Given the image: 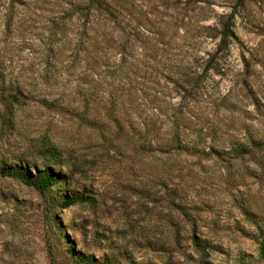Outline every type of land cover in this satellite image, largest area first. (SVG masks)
Segmentation results:
<instances>
[{
    "label": "rangeland",
    "instance_id": "rangeland-1",
    "mask_svg": "<svg viewBox=\"0 0 264 264\" xmlns=\"http://www.w3.org/2000/svg\"><path fill=\"white\" fill-rule=\"evenodd\" d=\"M234 1L122 0L126 33H139L95 65L76 49L72 7L86 0H0V75L22 95L0 121V164L40 168L51 147L66 177L48 208L0 176V264H76L67 249L92 264H255L264 172L231 151L264 149V0H242L236 40L192 82L216 43L207 28ZM78 91L91 94L95 126L64 112H80ZM111 98L124 135L102 109ZM134 133L148 134L150 152L133 148ZM175 134L185 148L160 147ZM62 196L83 202L61 209Z\"/></svg>",
    "mask_w": 264,
    "mask_h": 264
},
{
    "label": "trees",
    "instance_id": "trees-1",
    "mask_svg": "<svg viewBox=\"0 0 264 264\" xmlns=\"http://www.w3.org/2000/svg\"><path fill=\"white\" fill-rule=\"evenodd\" d=\"M241 3L242 0H235L230 12L217 20L216 27L207 28L213 33L211 38H215L216 43L212 51L206 53L205 58L201 60L200 65H198L200 69L199 75L192 79V82H201L207 74L215 73L220 65V59L227 54L229 47L236 40L232 31L233 22ZM72 10V13H77L79 20H81V23L79 24L80 31L78 42L76 43V49L78 47V52L82 54L87 52L88 55L86 56H89L90 54V58L94 56L93 64L95 65L101 56L105 55L108 49L115 47L117 48L118 54L122 53L125 48L123 44L125 39L133 40L139 33L137 25L135 24H133L126 33L125 23L123 22V15L126 14L122 8V0H86V3L83 6H78L77 8L72 7ZM77 55L78 54L76 53L75 56ZM77 94L80 95V112H77L72 108L69 109V107L64 110V112L72 115L77 121L84 125L95 126L96 121L89 119L86 116V112L90 107V99L92 98L91 94L82 93L81 91H78ZM21 98V92L0 75V107L3 108V111L0 112V121L3 123L1 127H4L5 124L8 123L7 121L9 120L12 106L18 104ZM106 101L107 103L102 106V109L104 110L105 115L108 116L109 121L113 124L115 130L114 133L118 136L124 135L122 133V127L118 124L119 120L115 117L116 107L114 105V100L111 98ZM59 107L61 106L59 105ZM128 127L131 128L130 124H128ZM134 134L137 135V139L140 143H133V148L143 153L150 152L153 146L150 143V139H146L148 134L141 135L142 137H139L137 133ZM160 147H169L175 151H180L185 148L180 146L176 134L173 135L172 139L169 140L166 145H160ZM262 148H264V145ZM42 150L40 168L33 166L31 167L32 169H30L26 163H21L20 161H16L9 165L0 164V176L16 179L25 186L32 188L42 199L43 204L48 206V208H51L52 198L47 195V192L58 183H64L66 177L59 172H55L51 167L52 165H57L59 163V154L55 149L48 147ZM231 153H233V158L237 159L248 157L257 168L264 172V149H252L247 151L246 149L239 148L233 149ZM80 202H83V198L79 196H62L57 206L64 209ZM192 244L196 252L199 254L204 252L203 244L200 241L192 238ZM67 252L71 260L76 264L93 263L91 259L83 257L79 253H74L72 249H67ZM255 264H264L263 244H260L257 248Z\"/></svg>",
    "mask_w": 264,
    "mask_h": 264
}]
</instances>
